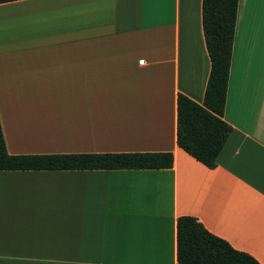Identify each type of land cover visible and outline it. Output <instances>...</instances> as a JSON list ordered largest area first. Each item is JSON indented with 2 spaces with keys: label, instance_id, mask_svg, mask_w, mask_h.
I'll list each match as a JSON object with an SVG mask.
<instances>
[{
  "label": "crops",
  "instance_id": "1",
  "mask_svg": "<svg viewBox=\"0 0 264 264\" xmlns=\"http://www.w3.org/2000/svg\"><path fill=\"white\" fill-rule=\"evenodd\" d=\"M202 0L0 4L10 155L159 153L170 169L0 171V264H177L195 218L264 264V0H238L216 166L176 144V99L210 72ZM142 61V63H139Z\"/></svg>",
  "mask_w": 264,
  "mask_h": 264
},
{
  "label": "trees",
  "instance_id": "2",
  "mask_svg": "<svg viewBox=\"0 0 264 264\" xmlns=\"http://www.w3.org/2000/svg\"><path fill=\"white\" fill-rule=\"evenodd\" d=\"M18 0H0V4ZM238 0H202L201 23L210 61L203 102L176 99V144L209 169L232 128L223 120ZM173 156L159 153L10 155L0 126V171L170 169ZM177 264H259L209 233L191 216L176 220Z\"/></svg>",
  "mask_w": 264,
  "mask_h": 264
},
{
  "label": "built area",
  "instance_id": "3",
  "mask_svg": "<svg viewBox=\"0 0 264 264\" xmlns=\"http://www.w3.org/2000/svg\"><path fill=\"white\" fill-rule=\"evenodd\" d=\"M139 63H142V61H139Z\"/></svg>",
  "mask_w": 264,
  "mask_h": 264
}]
</instances>
